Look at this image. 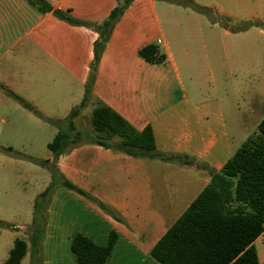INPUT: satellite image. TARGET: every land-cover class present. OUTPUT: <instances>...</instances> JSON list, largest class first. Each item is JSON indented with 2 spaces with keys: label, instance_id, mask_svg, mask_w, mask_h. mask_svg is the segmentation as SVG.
Listing matches in <instances>:
<instances>
[{
  "label": "crops",
  "instance_id": "1",
  "mask_svg": "<svg viewBox=\"0 0 264 264\" xmlns=\"http://www.w3.org/2000/svg\"><path fill=\"white\" fill-rule=\"evenodd\" d=\"M46 1L90 24L103 23L128 2L97 65L93 97L79 116L100 102L139 132L151 127L157 152L175 159L134 158L91 143L71 145L56 163L50 152L44 160L122 221L56 184L35 264H79L72 252L76 236L107 246L112 234L117 242L105 264H159L153 248L264 120V27L233 30L240 23L262 25L264 0H193L210 13L181 4L185 0ZM99 38L95 29L41 13L28 0H0V85L44 117L64 120L84 100ZM150 44L166 55L163 64L139 56ZM21 107L0 87L4 123L14 111L27 110ZM39 120L53 140L57 127ZM48 173L22 209L12 203L15 218L2 219L13 227L1 250L8 257L16 239H29L35 201L53 183ZM253 246L263 264L264 232ZM32 260L29 250L22 264Z\"/></svg>",
  "mask_w": 264,
  "mask_h": 264
},
{
  "label": "trees",
  "instance_id": "2",
  "mask_svg": "<svg viewBox=\"0 0 264 264\" xmlns=\"http://www.w3.org/2000/svg\"><path fill=\"white\" fill-rule=\"evenodd\" d=\"M177 2L176 0H170ZM41 13H52L60 20L74 26L93 28L99 33L95 44V58L86 85L85 97L81 105L64 120L44 117L32 104L19 95L0 87L22 107L33 112L45 122L57 127L58 132L48 144V150L56 163L61 154L73 144L91 143L124 153L134 158H159L173 160L157 152L154 133L151 127L139 132L111 108L102 103L93 110L92 126L96 134L90 135L77 130L75 119L93 97V82L97 65L101 59L112 31L124 13L127 4L116 8L110 17L101 24H90L75 19L71 13L54 9L46 0H28ZM181 4L199 13H210V9L185 0ZM229 26L231 22L228 21ZM260 24H241L234 27L237 32ZM139 56L152 65L163 64L166 55L157 44H150L139 51ZM13 152L12 149H7ZM35 164L48 166L53 183L40 194L34 205L33 221L28 241L18 238L4 264H22L31 251L32 264H35L39 244L44 232L45 208L52 188L61 184L93 202L99 204L114 218L122 219L111 209L99 203L88 193L65 180L54 163L48 160L29 158ZM188 163V161H183ZM0 227L12 225L0 221ZM264 232V120L258 133L251 135L240 149L228 160L220 173L214 175L210 184L202 191L183 216L167 231L156 244L151 256L159 264H260L253 243ZM117 242V236H110L107 246H99L85 236L78 235L72 242V252L79 264H105ZM264 264V263H263Z\"/></svg>",
  "mask_w": 264,
  "mask_h": 264
},
{
  "label": "rangeland",
  "instance_id": "3",
  "mask_svg": "<svg viewBox=\"0 0 264 264\" xmlns=\"http://www.w3.org/2000/svg\"><path fill=\"white\" fill-rule=\"evenodd\" d=\"M225 46V43L221 44L222 49ZM263 57L261 43V65H264ZM94 106L97 107L98 103L95 102ZM92 114L93 109L86 110L83 116L75 119L77 130L90 135L96 134L92 126ZM34 117L35 115L27 110L20 113L14 111L4 123L2 119L6 116L0 114V221L3 218H15L11 213L12 203L22 209L27 194L39 190L44 180L49 177L48 166H46L48 170H42L36 168L29 160L36 157L44 161L45 156L50 154L47 142L53 138V135L47 132V124ZM7 149H12L13 152ZM11 229L13 227L9 229L0 227V264L8 258V253L5 251L2 253L1 250L10 240L7 238V232Z\"/></svg>",
  "mask_w": 264,
  "mask_h": 264
},
{
  "label": "built area",
  "instance_id": "4",
  "mask_svg": "<svg viewBox=\"0 0 264 264\" xmlns=\"http://www.w3.org/2000/svg\"><path fill=\"white\" fill-rule=\"evenodd\" d=\"M158 44H161V41L160 40L158 41Z\"/></svg>",
  "mask_w": 264,
  "mask_h": 264
}]
</instances>
